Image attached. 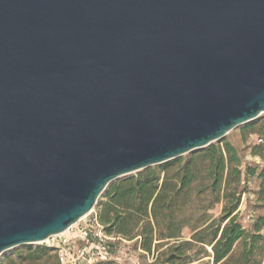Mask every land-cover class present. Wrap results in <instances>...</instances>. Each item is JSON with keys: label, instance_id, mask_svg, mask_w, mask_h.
Here are the masks:
<instances>
[{"label": "water", "instance_id": "water-1", "mask_svg": "<svg viewBox=\"0 0 264 264\" xmlns=\"http://www.w3.org/2000/svg\"><path fill=\"white\" fill-rule=\"evenodd\" d=\"M263 112L264 0H0V255Z\"/></svg>", "mask_w": 264, "mask_h": 264}, {"label": "trees", "instance_id": "trees-1", "mask_svg": "<svg viewBox=\"0 0 264 264\" xmlns=\"http://www.w3.org/2000/svg\"><path fill=\"white\" fill-rule=\"evenodd\" d=\"M250 131L259 142L250 153L260 157L261 168L247 165L244 177L260 179L257 202L264 208V118ZM187 158H174L115 179L97 199V220L104 233L135 239L153 255L150 264H264V214H258L249 229L238 219V207L245 187H240V157L235 147L210 143ZM198 163L201 164L199 167ZM203 172L207 183L200 189L222 203L220 213L210 220L206 207L194 212L192 188ZM210 208V205L209 207ZM189 230V238L183 231ZM48 246L26 245L16 252L11 264H47ZM205 257H210L205 260ZM13 262V263H12Z\"/></svg>", "mask_w": 264, "mask_h": 264}, {"label": "rangeland", "instance_id": "rangeland-1", "mask_svg": "<svg viewBox=\"0 0 264 264\" xmlns=\"http://www.w3.org/2000/svg\"><path fill=\"white\" fill-rule=\"evenodd\" d=\"M264 118V112L261 113L256 120H260ZM251 122H246L244 124H241L232 130H230L225 136L220 138L219 140H216L212 143H215L216 145L223 146L225 142L231 143L239 157H240V165L239 168L241 169V182L240 187H245V192L241 195V201L238 207V219L240 223L245 227L246 229H249L251 226V223L253 219L258 214H264V208L258 206L257 197H258V189L260 184V179L255 175L251 177H244V169L247 165L257 167L258 169L263 166V162L258 156H254L250 153L252 145L259 142L258 136L255 133H250V131H254L257 129V124L254 123L253 125L250 124ZM206 147V146H205ZM204 148V147H202ZM202 148H198L195 150H192L188 153H185L179 157L176 158H187L191 153L198 154L199 150ZM161 164V163H160ZM159 165V164H156ZM199 167H201V164L198 163ZM155 166V165H152ZM131 173V174H135ZM207 183V180L205 179V175L203 172H200L198 175V179L195 181V184L192 188V204L194 207V212L196 210L201 211L203 207H206L207 212L210 213V220L217 217L220 213L221 205L222 203L219 202L217 204H213V197L210 195H207L206 193H200V189ZM98 199H104V192L101 194V196ZM210 205V208H208ZM196 212L195 215H197ZM92 214H97V207H93V210L91 212ZM81 221L78 222V225H73L72 228L66 230L64 232V235H66L68 238H70L72 241L71 247L72 251L67 254H63L61 256V253L59 252L58 248H52L50 253L54 256H51L48 260L47 264H150L151 261H153V255L148 254L144 252L138 242L135 239L129 240L124 239L122 237H116L111 236L113 239L110 241V254L105 257H97L95 258L91 263L86 262L85 260L78 261L76 260L77 257V249L81 247L83 244L82 240L79 238V232L77 227H80ZM184 238H189V230L187 228L183 231ZM52 240H45L43 242L39 243H32V247L35 246H49V243H51ZM26 245L23 244L14 248H11L9 250H6L0 255V264H11L12 260H16V252L20 250H26ZM63 257V260L61 259ZM210 259V257H205L204 259ZM82 262V263H80ZM13 263V262H12ZM210 264V260H209Z\"/></svg>", "mask_w": 264, "mask_h": 264}, {"label": "built area", "instance_id": "built-area-1", "mask_svg": "<svg viewBox=\"0 0 264 264\" xmlns=\"http://www.w3.org/2000/svg\"><path fill=\"white\" fill-rule=\"evenodd\" d=\"M92 210L75 223V225H78V222H82L78 228V236L83 242L81 247L77 249L76 260L78 263L81 260L91 263L99 256H108L111 251L110 241L113 239V237L104 233L102 225L98 222L96 215L91 213ZM72 227L73 226L70 228ZM49 240H52L51 243H49V246L58 248L61 256L72 251V240L64 235V233L51 236L47 239V241ZM61 259L63 260V257H61Z\"/></svg>", "mask_w": 264, "mask_h": 264}, {"label": "crops", "instance_id": "crops-1", "mask_svg": "<svg viewBox=\"0 0 264 264\" xmlns=\"http://www.w3.org/2000/svg\"><path fill=\"white\" fill-rule=\"evenodd\" d=\"M76 226V225H75ZM79 227H77V229H78Z\"/></svg>", "mask_w": 264, "mask_h": 264}]
</instances>
